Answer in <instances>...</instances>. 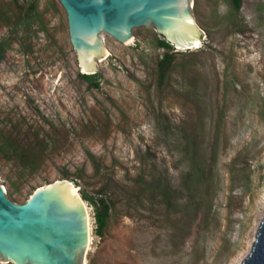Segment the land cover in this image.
Masks as SVG:
<instances>
[{
  "label": "rangeland",
  "instance_id": "obj_1",
  "mask_svg": "<svg viewBox=\"0 0 264 264\" xmlns=\"http://www.w3.org/2000/svg\"><path fill=\"white\" fill-rule=\"evenodd\" d=\"M26 2L0 0L7 196L71 181L89 215L86 264H239L264 212V0H192L201 38L184 50L146 26L130 43L101 32L108 54L88 72L59 1L38 0L30 19ZM189 155L208 171L190 190Z\"/></svg>",
  "mask_w": 264,
  "mask_h": 264
},
{
  "label": "water",
  "instance_id": "obj_2",
  "mask_svg": "<svg viewBox=\"0 0 264 264\" xmlns=\"http://www.w3.org/2000/svg\"><path fill=\"white\" fill-rule=\"evenodd\" d=\"M67 21L76 63L94 71L106 52L105 32L124 43L133 29L146 26L173 46L198 45L200 33L192 0H58ZM193 17V16H192ZM67 179L36 187L24 202H14L0 184V261L13 264H82L87 245V214ZM71 182V181H69ZM239 264H264V212L254 243Z\"/></svg>",
  "mask_w": 264,
  "mask_h": 264
},
{
  "label": "trees",
  "instance_id": "obj_3",
  "mask_svg": "<svg viewBox=\"0 0 264 264\" xmlns=\"http://www.w3.org/2000/svg\"><path fill=\"white\" fill-rule=\"evenodd\" d=\"M234 5H235V8H238L240 6V0H234ZM37 6H38V0H29V2H26L23 5L18 4V9L21 10L23 18L25 17L27 19H30V17H31L30 15H34L37 18H39ZM0 13H2V12L0 11ZM166 41L167 40L162 39L158 43L160 46L168 48V47H170V44L168 41L167 42ZM5 42L6 41H0V58H1V54L3 52V47H4L3 45L6 44ZM169 61H170V58H169L168 54L164 53V56L159 61V64H160L159 68L161 69V72H162V67L165 65L166 62H169ZM162 75H160V76H162ZM82 76L88 77L87 74H82ZM186 148L188 150L189 147L187 146ZM187 153H188V151H187ZM26 164H28V163H26ZM190 165H191V167H190V170L188 171L187 176H184V182H186V180H187V182H189V183H190V180L192 179L190 177V175L195 176L191 180L190 185L187 186L189 190L197 187L196 185L199 183L200 180L206 179V174L208 173V171H206L204 168H202L201 165H197V162H196V160H194L193 156H190ZM84 197H86V196L84 195ZM103 207L104 208L102 210L96 212L97 231H100V229L103 227V225L105 223L104 212L107 211V207L105 205Z\"/></svg>",
  "mask_w": 264,
  "mask_h": 264
},
{
  "label": "bare ground",
  "instance_id": "obj_4",
  "mask_svg": "<svg viewBox=\"0 0 264 264\" xmlns=\"http://www.w3.org/2000/svg\"><path fill=\"white\" fill-rule=\"evenodd\" d=\"M191 18H192V20H193V17L192 16H190ZM193 22H194V20H193ZM194 24H195V22H194ZM99 37L101 38V40H103L102 39V36L101 35H99ZM132 36L129 38V39H127L124 43H130L131 41H132ZM199 42H200V40H199ZM199 42H198V45H199ZM104 44V43H103ZM197 46V45H196ZM194 47V46H193ZM106 48V47H105ZM191 48V47H190ZM188 49V48H187ZM107 54H108V50L106 49V52L104 53V55H103V57L105 56H107ZM102 57V58H103ZM97 61V60H96ZM66 185H68L69 187H70V189H71V191H72V193H73V195H74V197H75V199L77 200V201H80V202H82V200L80 199V197H79V193L77 192V190L71 185V184H73L72 182H64ZM74 185V184H73ZM3 186V185H2ZM3 188H4V186H3ZM82 204L84 205V207H85V209H86V214H87V245H86V249H87V247H88V245H89V243H90V233H89V229H90V222H89V215H88V211H87V208H86V206H85V203L84 202H82ZM82 264H86L85 263V259L83 260L82 259Z\"/></svg>",
  "mask_w": 264,
  "mask_h": 264
}]
</instances>
